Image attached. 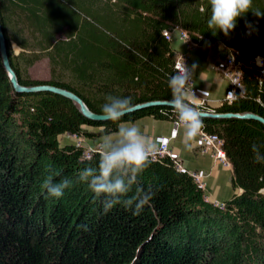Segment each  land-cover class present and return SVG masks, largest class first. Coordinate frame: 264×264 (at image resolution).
I'll return each mask as SVG.
<instances>
[{
	"label": "trees",
	"instance_id": "trees-1",
	"mask_svg": "<svg viewBox=\"0 0 264 264\" xmlns=\"http://www.w3.org/2000/svg\"><path fill=\"white\" fill-rule=\"evenodd\" d=\"M256 9L264 11V0H253L227 36L208 25L210 0H0V20L21 85L66 89L97 114L109 95L130 96L133 106L171 99L176 52L164 31L184 30L200 47L222 44L243 65V94L215 112L264 118V67L254 64L264 58V19ZM12 43L23 51L15 55ZM42 56L51 79L24 77L22 65ZM143 116L178 119L163 106L93 123L64 97L16 93L0 57V264H264V126L254 120L203 119L233 170L234 193L222 205L166 156L137 178L154 193L139 214L122 204L104 212L78 179L101 152L86 157L60 137L105 136ZM51 170L72 180L60 198L42 187Z\"/></svg>",
	"mask_w": 264,
	"mask_h": 264
},
{
	"label": "clouds",
	"instance_id": "clouds-1",
	"mask_svg": "<svg viewBox=\"0 0 264 264\" xmlns=\"http://www.w3.org/2000/svg\"><path fill=\"white\" fill-rule=\"evenodd\" d=\"M210 4L209 27L218 28L227 36L235 30L238 20L250 12L253 0H210ZM251 12L257 18L264 19V11L256 9ZM198 67L197 63L189 65L183 59L168 77L171 99L167 104L178 116L177 130L183 129L186 146H190V142L200 134L204 126L203 113L193 104L196 93L191 90V81ZM133 107L130 96L109 95L102 106V115L107 121H121L133 111ZM102 149L98 164L84 167L79 171L78 179L88 184L95 198L100 200L105 213L122 204L134 209V215L139 214L154 193L151 189L145 191L138 184L137 178L150 166L151 159L156 155V143L146 137L135 124H121L116 133L102 138ZM253 150L256 151V145H253ZM59 175L57 171L51 170L43 181L42 187L51 197L60 198L72 184L68 177L57 180ZM80 227L88 231L86 224Z\"/></svg>",
	"mask_w": 264,
	"mask_h": 264
},
{
	"label": "crops",
	"instance_id": "crops-1",
	"mask_svg": "<svg viewBox=\"0 0 264 264\" xmlns=\"http://www.w3.org/2000/svg\"><path fill=\"white\" fill-rule=\"evenodd\" d=\"M172 47L176 52L187 53L184 44L178 39V33L174 34ZM190 65L198 64V71L193 79L197 90L193 104L198 103V98L207 101L211 109H217L228 96V82L215 70L214 66L221 63L218 51L213 47H196L189 52ZM125 125L135 124L141 132L153 142L157 143L159 137L170 139V147L182 164L183 170L190 174H199L206 183V198L208 201L219 205L227 201L234 193L232 187V167L220 162L213 149L207 153L202 152V142L199 135L186 146L183 129L175 127L171 120H157L151 116H145L134 122H126ZM114 134V133H113ZM97 140V139H96ZM95 139H89L90 145L96 143ZM98 140L102 142V137Z\"/></svg>",
	"mask_w": 264,
	"mask_h": 264
},
{
	"label": "built area",
	"instance_id": "built-area-1",
	"mask_svg": "<svg viewBox=\"0 0 264 264\" xmlns=\"http://www.w3.org/2000/svg\"><path fill=\"white\" fill-rule=\"evenodd\" d=\"M177 32L178 36L184 40V41H188L189 39V35L187 32L180 30V29H175L173 31L167 30L164 31L163 34L164 36L168 39V40H172L173 38V34ZM191 40V39H190ZM198 43L197 42H192L188 48L191 49L194 47H198ZM223 50L225 49L226 51V47L223 46L222 47ZM236 55L237 53H234L233 51H228V55L225 58V62H222L221 64L216 66V70L220 73L221 76H223L229 84V98H228V103H231L234 99H236L237 95H242L243 94V85H242V63L240 61H238V59H236ZM188 56V55H187ZM186 56V54H181L177 60L174 63V70L175 67L177 65L178 62H183V59H185V61L187 62V64H189V60L188 57ZM255 64L257 65V68L262 71V68L264 67V58L263 57H258L255 60ZM191 90L196 93L197 96V90L195 87V82L192 79L191 81ZM205 101L203 99H201L200 102L196 103L195 105H199L200 104H204ZM176 125H178V119L175 120L174 122ZM200 140L202 142V152L203 153H207L209 149H213L214 152V156L222 161V162H226V157H225V153L222 149V140L220 139V137L216 134H209L204 130V127L201 129V132L199 134ZM158 146H157V153L156 155L152 158L153 160H158L159 158H163V157H170L175 166L181 170L182 169V165L181 162L172 154V150L169 144V140L165 139V138H158ZM80 144V143H78ZM81 145V144H80ZM193 176L196 177H200L198 174H193ZM197 178V179H198Z\"/></svg>",
	"mask_w": 264,
	"mask_h": 264
},
{
	"label": "water",
	"instance_id": "water-1",
	"mask_svg": "<svg viewBox=\"0 0 264 264\" xmlns=\"http://www.w3.org/2000/svg\"><path fill=\"white\" fill-rule=\"evenodd\" d=\"M0 57L2 60L3 67L6 73L9 76L10 83L14 88L15 92L18 94H41V93H51L57 96L64 97L70 101H72L75 106L78 108L79 112L89 121L96 123H104L108 122L103 118L102 114H97L92 112L85 102L78 97L73 92H70L66 89L59 88L52 85H35V86H24L19 83L18 77L14 69L12 68L9 53H8V45L7 40L3 31V27L0 20ZM168 106L167 101H152L147 103H142L135 105L133 107V111L130 113H136L142 110H146L153 107H163ZM169 107V106H168ZM201 111V110H199ZM203 119H214V120H254L259 122L264 126V118L255 114V113H212V112H204Z\"/></svg>",
	"mask_w": 264,
	"mask_h": 264
},
{
	"label": "rangeland",
	"instance_id": "rangeland-1",
	"mask_svg": "<svg viewBox=\"0 0 264 264\" xmlns=\"http://www.w3.org/2000/svg\"><path fill=\"white\" fill-rule=\"evenodd\" d=\"M181 30V29H180ZM184 31V30H183ZM189 35V34H188ZM189 39L188 41H184L182 40L179 36H178V39L184 44V46L186 47L187 49V53H183V52H176V56H175V61L177 60V58L181 55V54H186V56L188 57V60H189V65H190V57H189V52L193 49H196V47L189 49L188 46L194 42L190 35L188 36ZM167 39V38H166ZM191 39V40H190ZM168 40V39H167ZM170 41V40H169ZM172 42L174 41V35H173V38L171 40ZM172 45V44H171ZM224 45L222 44H217V45H214L212 46L213 48H215L218 53H219V58L221 59V63L222 62H225V58L227 57L228 55V50L225 51V49L223 50V47ZM198 47H200L198 45ZM174 49V48H173ZM23 50L16 44V43H12V52L17 55V54H20ZM27 53H30V51H25ZM236 53V52H234ZM237 56L236 55V59H237ZM175 63V62H174ZM219 63V64H221ZM219 64H216L214 66L215 70H216V66L219 65ZM255 64V63H254ZM256 65V64H255ZM257 67V65H256ZM217 71V70H216ZM218 72V71H217ZM22 73H23V76L28 78V79H31L32 81H38V82H46V81H49L51 79V66H50V63H49V59L46 57V56H42L38 61H36L33 65L31 66H23L22 65ZM219 73V72H218ZM220 74V73H219ZM223 77V76H222ZM224 78V77H223ZM225 79V78H224ZM19 80V79H18ZM194 80V79H193ZM226 80V79H225ZM227 81V80H226ZM228 82V81H227ZM40 85H44V84H40ZM49 85V84H47ZM53 86V85H52ZM198 96V95H197ZM229 98V93H228V96L226 97L225 101H227ZM202 98H198V102L201 101ZM204 100V99H203ZM205 103L204 104H200L199 105H195L197 107L198 110H201V111H204V112H212V113H217L215 112L214 109H211L208 105H207V101L204 100ZM228 102V101H227ZM75 105V104H74ZM222 105V104H221ZM78 109V108H77ZM145 117V116H143ZM172 121V120H171ZM134 122V121H133ZM173 122H175V120H173ZM93 123H96V122H93ZM105 123V122H104ZM126 123V122H124ZM124 123H121V124H124ZM175 127H178V125H176L174 123ZM100 127H96V126H85L84 127V130L87 131L88 133H93V134H97L99 131H100ZM113 134V133H112ZM100 137H104V136H93V137H88V136H84V135H71V134H65V135H62L60 137V142L61 144H64V143H67V142H70V143H73L75 144L77 147H80L82 149L85 150V156L86 157H90V155L94 152H102L103 149H102V142L100 140H98ZM160 138V137H159ZM89 139H97L96 140V143L94 145H90L89 143ZM167 140H169V144H170V139L168 138H165ZM221 139V138H220ZM223 142V141H222ZM80 143V144H78ZM157 143H158V140H157ZM223 145V144H222ZM158 146V144H157ZM173 154V153H172ZM168 157V156H167ZM153 160V159H152ZM173 161V160H172ZM222 162V161H220ZM224 163V162H223ZM227 163V160L226 162ZM182 165V164H181ZM177 168V167H176ZM178 169V168H177ZM179 170V169H178ZM183 170V166H182V169ZM233 174V172H232ZM199 175V174H198ZM200 177H194L196 179V181L200 184V186L203 188V190L205 191L206 190V183L205 181L202 179L203 177L201 175H199ZM198 178V179H197ZM234 191V190H233ZM237 192H240V191H237ZM206 194V192H205ZM208 200V199H207ZM219 205H222V204H219Z\"/></svg>",
	"mask_w": 264,
	"mask_h": 264
}]
</instances>
